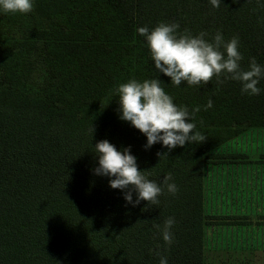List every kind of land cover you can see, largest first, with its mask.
<instances>
[{"label":"trees","instance_id":"trees-1","mask_svg":"<svg viewBox=\"0 0 264 264\" xmlns=\"http://www.w3.org/2000/svg\"><path fill=\"white\" fill-rule=\"evenodd\" d=\"M33 5L28 14L0 10V264H159L157 251L168 264H206L205 229L226 218L205 212V166L233 139L264 128V77L253 96L215 77L175 86L155 69L137 29L164 22L209 41L217 32L225 41L238 36L241 66L255 57L264 67V0H221L219 8L210 0ZM130 79H160L177 106H200L190 122L206 139L145 150L146 137L119 118L114 88ZM105 139L117 150L130 146L158 185L171 173L176 194L165 188L158 205L127 203L109 177L94 174V147ZM169 217L171 246L156 227Z\"/></svg>","mask_w":264,"mask_h":264},{"label":"clouds","instance_id":"clouds-1","mask_svg":"<svg viewBox=\"0 0 264 264\" xmlns=\"http://www.w3.org/2000/svg\"><path fill=\"white\" fill-rule=\"evenodd\" d=\"M210 3L219 8L221 0H210ZM33 6V0H0V10L4 13L28 14L33 11ZM178 29V24L164 22L151 30L147 26L137 29L147 42L155 69L169 77L171 84L206 85L215 77L218 85L227 80L236 81L241 84L242 93L250 96L260 94L261 89L257 85L264 77V67L256 62L255 57L250 59L246 69L241 66L243 56L239 51L238 36L225 41L217 32L209 41L205 39V32L193 36L187 30L179 33ZM114 93L118 98L119 118L129 122L146 137L145 150L162 143L170 152L186 143H202L206 139L199 131H194L196 125L190 122L201 107L196 106L190 111L186 106H177L161 87L160 79H145L142 82L130 79L116 86ZM212 107L213 101L209 99L204 110ZM92 131L94 133L93 127ZM94 149L99 165L93 170L94 174L109 177V186L123 191L127 203L136 206L146 201L158 205V197L165 188L172 195L178 191L176 184L170 183L171 173L164 177L163 186L149 180L145 171L139 170L130 146L117 150L105 139L97 142ZM165 154L158 152L157 156L162 158ZM133 193H136L135 200ZM174 224V218L169 217L162 228L156 225L168 246L173 242L171 229ZM156 255L160 256L159 264H168L167 258L159 251Z\"/></svg>","mask_w":264,"mask_h":264},{"label":"crops","instance_id":"crops-1","mask_svg":"<svg viewBox=\"0 0 264 264\" xmlns=\"http://www.w3.org/2000/svg\"><path fill=\"white\" fill-rule=\"evenodd\" d=\"M262 130L264 128L251 129L246 133L257 134ZM245 136L242 135L239 138ZM223 148L226 149V157L223 159L220 171L216 165L211 167L208 175L211 182V192L208 193L210 202L204 203V208L210 206L206 212L208 215L226 218L223 222L219 221L206 228L210 229L208 240L211 246L221 247L220 250L217 248L211 250V253L213 252L218 258L211 264H264V239L258 234L262 225L263 179L259 173V176L253 180H243L234 169L248 166L245 163L250 161L264 163V150L255 152V148L244 149L243 147L234 150L232 142L227 143ZM249 156L257 157L254 160Z\"/></svg>","mask_w":264,"mask_h":264},{"label":"rangeland","instance_id":"rangeland-1","mask_svg":"<svg viewBox=\"0 0 264 264\" xmlns=\"http://www.w3.org/2000/svg\"><path fill=\"white\" fill-rule=\"evenodd\" d=\"M245 137L244 138H235L233 139L231 142L233 144V148L234 150L235 149H242V147L245 149V148H255L256 151L255 152H261V151H257V150H264V130L262 131H259L257 134L255 132H250V133H244L243 134ZM241 137V136H240ZM242 146V147H241ZM218 158H215L213 159L214 161H212L213 163L211 164H208L205 166V177H204V203L206 204L207 202H210V197L208 195L209 192H211V182L209 181V173L211 171V167L213 165H216L219 167V171H220V167H221V164L223 163V159L224 157H226V149L225 148H221V149H218ZM250 157V156H249ZM257 156H252L250 158L256 160ZM215 162H217L216 164H214ZM244 164V163H242ZM245 164H248V166H240V167H236V168H239V169H235V172L237 174H239L241 176V178L244 180V179H248V180H253L255 177H258L259 176V173H261V179H263V184H264V163L262 164H258L257 161H250V162H247ZM252 164H255V166H252ZM209 171V172H208ZM208 176V177H207ZM205 180H206V183H205ZM262 225L259 229L260 233H258L261 237H263L264 239V191H263V197H262ZM209 204V203H208ZM206 211L205 212H208L207 210L210 208V206H206L205 207ZM208 214V213H206ZM221 222H223V220H221ZM215 223H213L214 225ZM206 239H205V243H204V251H205V259H206V263L208 264H211L213 263L214 259H218L216 258V255L213 254V252L211 253V250H220L221 247L220 246H215V247H212L211 244L209 243V236H210V229H206ZM224 250V248H223ZM235 264V263H233Z\"/></svg>","mask_w":264,"mask_h":264}]
</instances>
